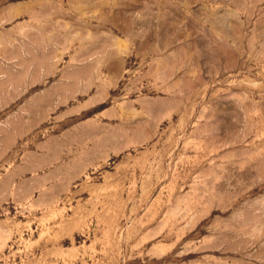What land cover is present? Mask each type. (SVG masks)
I'll use <instances>...</instances> for the list:
<instances>
[{
    "label": "rangeland",
    "instance_id": "obj_1",
    "mask_svg": "<svg viewBox=\"0 0 264 264\" xmlns=\"http://www.w3.org/2000/svg\"><path fill=\"white\" fill-rule=\"evenodd\" d=\"M0 264H264V0H0Z\"/></svg>",
    "mask_w": 264,
    "mask_h": 264
}]
</instances>
